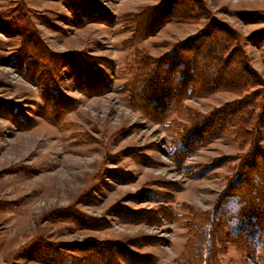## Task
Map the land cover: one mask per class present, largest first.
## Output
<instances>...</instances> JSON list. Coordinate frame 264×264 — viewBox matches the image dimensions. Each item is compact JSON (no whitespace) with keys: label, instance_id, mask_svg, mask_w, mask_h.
<instances>
[{"label":"rangeland","instance_id":"obj_1","mask_svg":"<svg viewBox=\"0 0 264 264\" xmlns=\"http://www.w3.org/2000/svg\"><path fill=\"white\" fill-rule=\"evenodd\" d=\"M86 1L100 19L77 21L67 0H0V102L19 112H0V264H53L46 249L74 264H180L249 144L232 126L179 161L177 133L189 124L188 111L208 113L264 85L189 94L181 101L187 111L165 121L132 105L130 85L145 62L212 22L234 32L232 48L242 49L264 83V0H197L200 16L170 10L139 39L136 18L164 3L177 11L174 0ZM28 37L62 60L82 56L99 69L104 90H81L61 62L53 75L70 108L47 119L41 71L31 81L15 64ZM257 132L264 150V118ZM214 238L219 264H255L227 233ZM95 242L117 249L100 261Z\"/></svg>","mask_w":264,"mask_h":264},{"label":"trees","instance_id":"obj_2","mask_svg":"<svg viewBox=\"0 0 264 264\" xmlns=\"http://www.w3.org/2000/svg\"><path fill=\"white\" fill-rule=\"evenodd\" d=\"M67 2L75 11L77 21L100 19V13H97L93 3L86 0H77L76 4L72 0ZM180 2L185 5L182 11L177 7ZM197 3V0H174L173 5L177 11L164 3L145 15L140 14L136 18L140 22H137L134 35L141 38L168 19L173 12L186 13L185 18L200 16L203 11L195 7ZM103 19L107 21L101 17ZM235 39L233 31L212 22L199 33L175 44L151 66L145 62L141 75L130 85L132 105L145 110L157 121H165L172 113L187 111L181 106V101L189 94L205 95L218 89L244 91L250 86L264 85L263 80L249 66L242 49L236 44L232 48ZM64 61L71 68L81 90L96 93L104 90L105 79L99 76V69L91 67L80 55H68L62 60L60 56L49 53L46 47L43 48L32 37L27 38V43L25 41L15 55L17 69L29 80L34 81L41 71L38 81L43 82V114L54 122L70 108V103L57 89L54 80L57 66ZM219 74H222L221 77ZM263 93V90L257 89L241 100L229 102L208 113L187 112L189 124L178 131L172 153L179 161H183L192 149L232 126L237 127L234 131L237 139L243 144L248 143L249 150L240 158L238 171L220 196L219 205L213 209L212 214H205L207 218L204 221L198 222L193 243L181 257L180 264H219L214 238L217 232L227 233L240 250L248 252L255 264H264V150L257 141V129L264 118ZM3 104L0 102V112L10 109L9 113L17 118L19 112L16 109L13 111L14 106ZM257 107L260 109L259 114L255 113ZM227 159L230 158L218 162ZM218 162L212 166L218 165ZM224 227L227 232L223 231ZM91 248L96 250L98 260L105 261L107 252L115 251L117 246L95 242ZM48 252L52 251L46 249L45 257L53 264H74L68 263L56 252Z\"/></svg>","mask_w":264,"mask_h":264},{"label":"bare ground","instance_id":"obj_3","mask_svg":"<svg viewBox=\"0 0 264 264\" xmlns=\"http://www.w3.org/2000/svg\"><path fill=\"white\" fill-rule=\"evenodd\" d=\"M261 222V221H260Z\"/></svg>","mask_w":264,"mask_h":264}]
</instances>
